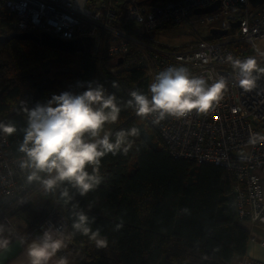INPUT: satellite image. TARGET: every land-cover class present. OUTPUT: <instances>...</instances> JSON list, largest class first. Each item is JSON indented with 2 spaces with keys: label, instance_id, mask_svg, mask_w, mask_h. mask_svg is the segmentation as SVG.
I'll return each instance as SVG.
<instances>
[{
  "label": "trees",
  "instance_id": "16d2710c",
  "mask_svg": "<svg viewBox=\"0 0 264 264\" xmlns=\"http://www.w3.org/2000/svg\"><path fill=\"white\" fill-rule=\"evenodd\" d=\"M14 19L1 11L0 36L15 32ZM113 81L118 87L112 86ZM88 82L102 83L121 101L118 121L106 125L113 137L120 128L132 126L141 134L132 138L135 143L127 155L109 153L102 158L100 173L105 179L87 194L80 195L66 184L72 199L65 203L60 199L61 189L55 193L40 190V198L68 218L66 232L72 231L73 211L83 210L90 220L94 218L93 230L99 228L108 238L107 248H97L77 233L68 248L69 255L81 254L76 263L222 264L243 256L249 241L238 220L233 174L213 163L171 156L160 131L123 107L131 90L148 94L147 70L119 65L105 47H93L88 54L65 52L31 39L14 38L0 44V121L17 128L7 135L9 150L23 155L18 147L27 126L24 104L31 108L64 91L79 94L87 90ZM121 222L123 227L117 230Z\"/></svg>",
  "mask_w": 264,
  "mask_h": 264
},
{
  "label": "built area",
  "instance_id": "2783aa9c",
  "mask_svg": "<svg viewBox=\"0 0 264 264\" xmlns=\"http://www.w3.org/2000/svg\"><path fill=\"white\" fill-rule=\"evenodd\" d=\"M216 1L0 0V13L6 10L15 16L12 28L16 32L46 31L64 40L92 37L93 47H105L118 64L122 60L119 65L144 67L151 82L159 71L180 64L193 75L204 76L209 84L223 75L228 88L208 114L170 117L159 125L152 123L151 116L147 120L160 131L171 156L220 165L233 174L238 217L248 219V240L264 247V76L255 89L245 92L225 60L228 54L240 59L256 55L263 67L264 55L256 50L264 52L258 46L264 40V1L255 6L250 0H219L217 9L196 15V9ZM224 17L229 18L226 25L239 22L236 33L219 41L202 34V28L209 29ZM184 23L188 33L198 35L186 48L149 39L160 28ZM9 145L8 136L0 134V223L7 226L5 235L33 239L49 227L67 231L64 212L40 198L38 183H27L18 163L23 155L11 152ZM72 243L58 255L68 256ZM241 264L264 262L243 255Z\"/></svg>",
  "mask_w": 264,
  "mask_h": 264
},
{
  "label": "clouds",
  "instance_id": "9594fccd",
  "mask_svg": "<svg viewBox=\"0 0 264 264\" xmlns=\"http://www.w3.org/2000/svg\"><path fill=\"white\" fill-rule=\"evenodd\" d=\"M256 51L264 55L259 49ZM225 60L231 64L245 92L255 89L264 76V67L256 55L240 59L228 54ZM112 86L116 88L118 83L113 81ZM227 88L228 80L223 75L209 84L204 76L193 75L186 65H170L148 85L150 95L139 89L131 90V98L123 107L132 109L141 119L151 116L152 123L159 125L170 117L182 119L193 112L208 114L220 103ZM22 110L27 115V126L18 147L23 154L19 168L26 173L28 184L38 183L45 193L61 189L60 199L65 203L72 199L66 184L80 195L96 189L105 179L100 173L102 158L109 153L127 155L135 143L132 138L141 134L135 126L120 128L114 137L112 129H106V125L118 121L122 104L115 93H109L98 82H88L87 90L79 94L64 91L31 108L24 104ZM16 131L14 123L0 121V134L11 136ZM72 215L71 232L49 227L30 241L21 237V244H26L27 264H69L68 256L58 254L67 249L77 233L87 236L97 248L108 247V238L99 228L91 227L94 218L90 220L83 210L73 211ZM121 227L122 222L116 225L117 230ZM6 230L7 226L0 223V251L8 250L12 243L11 237L5 235Z\"/></svg>",
  "mask_w": 264,
  "mask_h": 264
},
{
  "label": "water",
  "instance_id": "95a60500",
  "mask_svg": "<svg viewBox=\"0 0 264 264\" xmlns=\"http://www.w3.org/2000/svg\"><path fill=\"white\" fill-rule=\"evenodd\" d=\"M253 5H257L262 3L264 0H250ZM220 1H216L212 5H209L204 8H198L195 10V13H207L211 12L219 7ZM239 25V22H231L229 24V27L226 28H213L211 30L212 35H218L223 36L226 35L229 31V28H236ZM14 38H20V39H31L34 42L40 43L42 45H47L52 48L62 50L65 52H86L88 54H91V49L94 44V39L92 37H85V38H78L73 40H64L62 38L56 37L53 34L43 31L39 34L29 31H23V32H13L8 35H2L0 36V44L3 42L10 41ZM122 63V60H119V64Z\"/></svg>",
  "mask_w": 264,
  "mask_h": 264
},
{
  "label": "crops",
  "instance_id": "0c3cea01",
  "mask_svg": "<svg viewBox=\"0 0 264 264\" xmlns=\"http://www.w3.org/2000/svg\"><path fill=\"white\" fill-rule=\"evenodd\" d=\"M230 14H232V13H230ZM228 21H229V18L227 19V22ZM225 25L224 26L223 25H221V26L214 25V26H211L209 29L203 28V31L208 32V36L210 35V36L214 37L217 35H212L211 30L213 28H217V27L225 28ZM201 32H202V30H201ZM229 32L230 31H228V33L226 35H223V36H228ZM191 39H192V36L188 39V41ZM262 179H263L262 183H263V193H264V176L262 177ZM242 225H243V227L245 226L244 224H242ZM11 239H12V243H11L9 249L6 251H0V264H27V259H26V256L24 254L26 244H21L19 238H11ZM27 240L30 241L31 238H28ZM245 254L249 255L252 258L264 261V248L259 243L249 241ZM76 256H81V254H76V255L70 254L69 255V253H68L69 264H77L75 261ZM58 257H59V255H58ZM237 259H239V258H235V261Z\"/></svg>",
  "mask_w": 264,
  "mask_h": 264
},
{
  "label": "rangeland",
  "instance_id": "374dc122",
  "mask_svg": "<svg viewBox=\"0 0 264 264\" xmlns=\"http://www.w3.org/2000/svg\"><path fill=\"white\" fill-rule=\"evenodd\" d=\"M227 24V19L221 18L220 20L214 22L213 24H210L208 27L214 26V25H225ZM186 23L182 24V25H177V26H168L164 29H158L156 30L154 35H151L149 37L150 40L152 41H157L160 44H164L170 47H175V48H179V49H183L188 47V45L190 43H192L194 40L197 39L198 35L197 34H192V33H188L186 31ZM232 28V27H231ZM205 29V28H204ZM234 31L229 32L228 36L233 35L234 33H236V28H233ZM208 34V32H204L203 28H202V34ZM192 36V39L188 41V39ZM210 36V35H209ZM224 36L220 37V38H211V40H221V38H223ZM208 38V36H207ZM210 39V38H208ZM258 46H260V48L263 50L264 49V40H261L258 42ZM264 67V65H263ZM161 264H164L161 263Z\"/></svg>",
  "mask_w": 264,
  "mask_h": 264
},
{
  "label": "bare ground",
  "instance_id": "6f19581e",
  "mask_svg": "<svg viewBox=\"0 0 264 264\" xmlns=\"http://www.w3.org/2000/svg\"><path fill=\"white\" fill-rule=\"evenodd\" d=\"M201 13H196V15H200ZM211 24H213V23H211ZM220 166V165H219ZM248 216H250V217H252L251 216V214H247ZM238 220H239V222L241 223V225L242 224H244L245 226H244V228L246 229V231H247V234H248V237H249V232H248V219L247 220H242V221H240V219H239V217H238ZM243 226V225H242ZM257 243V242H256ZM262 246V245H261ZM263 247V246H262ZM264 248V247H263ZM249 259H251V260H259V259H255V258H252V257H250L249 255H247V254H245ZM241 261H242V256L239 258V259H237L236 261H232V264H241ZM259 261H262V262H264L263 260H259ZM223 263H225V261H223ZM222 263V264H223Z\"/></svg>",
  "mask_w": 264,
  "mask_h": 264
},
{
  "label": "flooded vegetation",
  "instance_id": "af4514ba",
  "mask_svg": "<svg viewBox=\"0 0 264 264\" xmlns=\"http://www.w3.org/2000/svg\"><path fill=\"white\" fill-rule=\"evenodd\" d=\"M47 80H49V79H47Z\"/></svg>",
  "mask_w": 264,
  "mask_h": 264
}]
</instances>
